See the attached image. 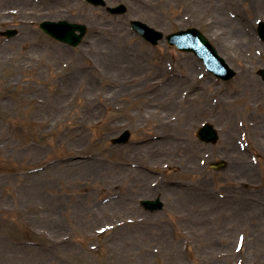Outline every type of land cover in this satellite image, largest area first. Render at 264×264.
Instances as JSON below:
<instances>
[{"label": "rangeland", "instance_id": "374dc122", "mask_svg": "<svg viewBox=\"0 0 264 264\" xmlns=\"http://www.w3.org/2000/svg\"><path fill=\"white\" fill-rule=\"evenodd\" d=\"M104 2L126 12L0 0V33H16L0 37V264H264V0ZM45 21L87 33L71 48L39 29ZM132 21L163 38L151 46ZM190 27L230 80L168 45ZM136 54L145 64L130 70ZM204 122L213 143L196 136ZM124 131L128 143L112 144ZM171 139L182 147L157 144ZM235 160L244 170L230 172Z\"/></svg>", "mask_w": 264, "mask_h": 264}, {"label": "bare ground", "instance_id": "6f19581e", "mask_svg": "<svg viewBox=\"0 0 264 264\" xmlns=\"http://www.w3.org/2000/svg\"><path fill=\"white\" fill-rule=\"evenodd\" d=\"M53 9V8H52ZM227 24V23H226ZM241 28L238 26V27H235V31H237L238 33H240L238 36L240 37L241 36V34H243V32H241ZM128 60H129V63H131V67H130V70H133L134 68L133 67H138L139 69H143V65L145 64V63H143L144 61V59H142V56L141 55H139V54H136L135 56H134V58L131 60L130 58H127ZM129 69V68H128ZM179 82H181V81H176L175 80V84H174V87L172 86V85H167L165 88H166V91H169L170 90V88H172V89H174L175 88V86H179ZM194 99H193V101L194 102H196L195 100H197L199 97H200V95H198L197 93H194ZM172 97H174V96H172ZM172 103H173V101H172ZM173 104H175V101H174V103ZM227 137V134H222V139L223 138H225V137ZM228 141V140H227ZM225 142V139H224V141H223V143ZM222 143V144H223ZM159 146H164V148H165V146H166V144H168L170 147L172 146V147H176V148H180V147H182V146H180V144L181 143H178V142H176L175 140H173V139H171L169 142H166L165 143V141H163V140H160V141H158V143H157ZM157 144H154V143H150V144H148L149 146H152V147H154V146H156ZM154 145V146H153ZM226 146L228 147L229 146V150L230 149H232L233 147H232V143H229V141H228V143L226 144ZM224 148H226L225 146H224ZM94 167L97 169V170H100L101 169V167H102V165L101 164H94ZM229 168H230V172H236V170H234V168H236V169H241V171L242 170H244L243 168H244V166H243V163H242V161H240L239 162V160L237 161V160H235V161H233V162H231L230 164H229V166H228ZM132 172V174H134V173H136V172H134V171H131ZM144 176L143 175H141L140 174V172H137L136 174H135V178L134 179H136L137 180V182H139V183H141L142 182V180H144V179H142ZM192 196H197L196 194H192ZM212 200H214V199H212ZM215 203H218V202H216L215 201ZM219 204V203H218Z\"/></svg>", "mask_w": 264, "mask_h": 264}, {"label": "water", "instance_id": "95a60500", "mask_svg": "<svg viewBox=\"0 0 264 264\" xmlns=\"http://www.w3.org/2000/svg\"><path fill=\"white\" fill-rule=\"evenodd\" d=\"M89 2L93 3L94 5H98V4H103V2L101 0H88ZM111 13H122L125 11V9L123 7H118L112 10H109ZM133 27H139V23H132ZM44 28H48V32L52 34V36H54L55 38L63 41V42H70V44L75 45L79 39L80 36L85 32L84 27L79 26V25H66L63 23H59V24H51V23H44L43 25ZM63 29V31H59V29ZM79 30L80 31V36H76L74 34L75 30ZM46 30V29H45ZM13 33L11 32H7L5 33V35L10 36ZM72 38V39H70ZM205 133H200L201 137H204ZM212 141H214L216 139L215 135L213 134V136L211 137ZM146 205L150 208L153 207V205H157V203H146Z\"/></svg>", "mask_w": 264, "mask_h": 264}]
</instances>
